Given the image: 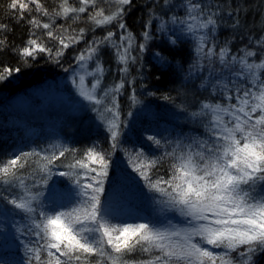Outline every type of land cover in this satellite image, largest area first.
<instances>
[{
    "label": "snow or ice",
    "instance_id": "6c2138e0",
    "mask_svg": "<svg viewBox=\"0 0 264 264\" xmlns=\"http://www.w3.org/2000/svg\"><path fill=\"white\" fill-rule=\"evenodd\" d=\"M77 2L79 7H73L69 6V0H61L58 10L52 13L40 0H11L8 7L15 13L13 19L17 22L25 19V13L33 11L43 17L70 18L75 22L89 7L93 11L88 19L96 27L120 21L119 28L123 31L119 44L114 43L116 34L111 31L92 41L76 57L77 67L71 78L78 94L93 105L101 122H104L105 112L112 116L107 121V131L114 149L121 135L120 125L115 120L120 115L118 97L125 86V79L122 77L111 88H102L105 69L99 57L101 47L111 44L117 62L122 65L120 71L125 76L129 72L128 65L136 63L137 57L132 55L135 37L123 20L125 8L131 5L132 0H114L115 7L111 11L99 6V0ZM164 3L167 4V0ZM186 9L187 19L172 17L171 24L185 25L181 34H191L195 40L197 64L194 67L201 70L205 59L211 65L215 56L225 68L238 66L232 76L242 79L245 86L241 88L234 84L230 88L219 80H208L201 85H207L213 95L219 91L227 103L202 101L200 111L191 113L193 118H208L204 125L207 139L196 140L189 145L178 143L166 153L171 161L168 179L162 176L153 179L151 174L163 157L149 158L142 151L135 153L137 163L134 171L144 186L155 193L152 199L160 205V213L179 214L184 226L173 224L166 215L162 220L113 224L116 217L111 205L101 200L109 176L111 154L98 150L96 145L85 149L80 159L74 155L77 149L63 146L58 155L55 151L51 155L36 150L20 152L0 163V183L20 189V195L8 201L15 209L40 217L32 220L33 234L38 239L37 246L29 248L31 259L28 264H91L92 257L96 258L95 264H258L257 258L264 254V59L250 61L257 55L251 49L229 58L231 49L227 45L216 52L214 44L209 46V34L217 28L215 14L202 19L201 5L191 3V0ZM26 23L29 25V37L23 47L13 49L26 63L40 53L53 57V49L45 45L37 35V29L45 30L44 35L58 43L54 53L56 62L65 50L84 39L83 28L78 33L73 29L69 34V28L60 26L61 34H56L51 20L43 22L31 16ZM149 27L150 24L146 25L142 34L145 42L139 45L140 52L146 50L147 42L152 39ZM9 30L7 24L0 23V33ZM159 31L167 34L165 22H161ZM175 36V29L167 36L172 46L177 43L173 39ZM257 43L264 47L261 41ZM5 47L6 37L0 39V51ZM153 55L158 63H167L162 53ZM89 63L95 66L89 69ZM20 71L19 67L0 66V82ZM189 74H192L191 68ZM89 77L91 87L86 83ZM233 97L235 103H232ZM130 100L134 105L139 103L134 92ZM146 139L157 147L161 146V140L155 136L149 135ZM65 153L73 156L74 163L66 166L68 171L58 173L71 185L69 191L60 193L55 185L50 190L47 185L57 174L52 171V166ZM33 157L37 159L30 160ZM37 164L35 171L43 175L29 188L23 172ZM37 188H43V191H33ZM48 191L53 202L57 196L64 195L69 199L74 196V203L66 208L61 205L64 210L53 208L49 213L43 210L45 192ZM137 252L147 258H127Z\"/></svg>",
    "mask_w": 264,
    "mask_h": 264
},
{
    "label": "trees",
    "instance_id": "16d2710c",
    "mask_svg": "<svg viewBox=\"0 0 264 264\" xmlns=\"http://www.w3.org/2000/svg\"><path fill=\"white\" fill-rule=\"evenodd\" d=\"M40 2L52 13L58 10L61 0ZM10 3L11 0H0V23L7 24L10 29L0 33V39L6 37V47L0 51V66L19 67L21 71L0 82V163L12 159L15 154L32 150L47 155L55 151L58 155L61 146L77 149L74 155L76 159H80L85 149L96 145L98 150L111 154L109 176L101 200L110 203L111 208L119 209V217L115 223L162 220L168 213L161 214L156 210L160 205L152 199L155 193L144 186L142 179L134 171L137 163L135 153L142 151L149 158L163 157L151 174L153 179L157 176L168 179L171 161L166 153L171 152L178 143L189 145L193 141L207 139L204 125L208 118H193L191 113L200 111L202 101L227 103L219 91L213 95L207 85H201L208 80H219L227 83L230 88L234 84L242 88L244 83L238 82L232 76L235 69L224 70V76L218 71L213 72L207 66L198 71L194 67L197 64L194 51L196 42L191 34H181L185 25L177 23L176 36L173 37L177 40L175 46L170 45L167 40L172 30L167 27V34L159 31L161 22L172 17L187 19L186 5L189 0H167V4L164 0H132L131 5L125 8L123 20L135 37L132 52L137 57L136 63L128 65L129 72L126 76L120 71L122 65L117 62L112 45L105 44L101 47L99 59L105 69L102 88H111L122 77L125 79V86L118 97L120 115L115 120L120 125L121 135L114 149L107 131V121L112 116L105 112L104 122H101L97 112L93 110V105L78 94L72 80L69 81L66 77L75 65L72 59L76 58L79 48L84 51L92 41L101 39L109 31L116 34L113 41L119 44L123 31L119 28L120 21L96 27L88 19L93 11L89 7L75 22L70 18L43 17L35 11L31 14L25 13V19L17 22L13 19L15 13L8 7ZM191 3L201 5L204 13L202 19L209 14H215L217 28L209 35L211 42H221L218 47L227 45L232 53L252 50L250 47H255L256 50H253L257 53V48H264L257 43H264V0H191ZM69 6L79 7V3L77 0H69ZM99 6L111 11L115 7L114 0H99ZM31 16H36L43 22L51 20L56 34H61L60 26L69 28V34L73 29L78 33L83 28L84 39L65 50L59 62H56L54 53L58 43L48 39L44 35L45 30L37 29V35L47 47L53 49V57L40 53L35 59L29 58L26 63L13 49L23 47L28 39L30 30L26 21ZM149 24L148 30L152 33V39L147 42L146 50L140 52L139 45L145 42L142 34ZM149 50L162 53L167 63H158L154 53ZM94 66V63H89V69ZM66 67L69 70L65 74ZM86 83L91 87L90 77L86 78ZM133 92L139 101L135 105L130 100ZM60 95L63 97L57 98ZM232 103H235L234 97ZM149 135L161 140V146L157 147L148 141L146 137ZM35 159L37 158H30ZM70 163H74V159L68 153L55 161L52 171L57 174L49 180V190L55 185L60 193L69 191L71 185L67 178L59 176L58 173L68 171L66 166ZM38 166L39 164L28 167L23 172L29 188L34 180L40 181L43 175L35 171ZM33 191H43V188ZM18 195V187L0 183V264H28L31 259L29 248L37 246L38 238L33 234L35 229L32 220H39L40 217L22 213L8 203ZM50 197L51 192H45L43 210L49 213L53 208L64 210L75 200L74 196L69 199L59 195V205L52 208ZM37 208L40 210L39 206ZM152 208L158 213L156 217L150 213ZM175 220L176 225L184 226V220L179 214ZM233 256L235 257V253ZM43 258L42 253L41 259ZM127 258L138 260L146 259L147 256L137 252ZM95 259L91 258V264H95ZM257 259L258 264H264V254Z\"/></svg>",
    "mask_w": 264,
    "mask_h": 264
},
{
    "label": "rangeland",
    "instance_id": "374dc122",
    "mask_svg": "<svg viewBox=\"0 0 264 264\" xmlns=\"http://www.w3.org/2000/svg\"><path fill=\"white\" fill-rule=\"evenodd\" d=\"M165 23H166L167 27H168L170 30H173V29H176V28H177V24H176V25H172V24H171V19L168 20V21H166ZM117 28H118V27H117ZM200 34H201V33H200ZM210 37H211V36H210ZM214 41H215V40H213L212 42L210 41V42H209V46H211L212 44H214V45H215V51L218 52L219 49L221 48V47H218V44L221 43V42L218 41V42H215V43H214ZM82 47H83L84 49L86 48V47H84V46H82ZM250 48H252V50H253V49L256 50L255 47H250ZM262 49H263V50H262ZM254 50H253V51H254ZM82 51H83V49H80V48H79V49L76 51V57H77V56L79 55V53L82 52ZM149 51H151V50H149ZM151 52H152V53H155L154 50H152ZM240 54H241V53H240L239 51L234 52V53H232V51H230V53H229V58H230L232 55H237V56H239ZM132 55H133V52H132ZM260 59H264V48H257V55L254 56V57H251V58H250V61H256V62H259ZM72 60H73L72 63L75 64V65H73V67H72V71H71L70 75H67V77H66V78H68L69 81H70L71 78H72V75H73V71H74V69H76V67H77V65H76V58H75V59H72ZM212 61H214V62H212L211 65H209V61H208L207 59L203 60V61H202V65H203L202 70H204V68L207 66V67H209L211 70H213V72L218 71L219 74H220L221 76H224V72H225L224 70H226V69H235V70H233V71H237V70H238V66H234V67H232V68H225L223 65H221V64L219 63V61L216 59L215 56L212 58ZM68 70H69V67H66L65 70H64V71H65V74L67 73L66 71H68ZM209 72H210V70H209ZM210 74H211V72H210ZM236 80H237L238 82H244L242 79H236ZM242 86L244 87L245 84L243 83ZM243 87H242V88H243ZM61 97H63V95H60V97H57V98H61ZM130 162H131V161H130ZM49 202H50V204H51V206H52V208H53V207H55L56 205H59L60 198L56 197V198H55V201L53 202V201H52V197H50ZM155 207H157V206L155 205ZM112 210H113L114 216L116 217L115 219L112 220V223H113V224H117V223H115V221H116L117 218L119 217V209H118V208H112ZM156 210L159 211V209H157V208H156ZM156 210H155V208H152V210H151V212H150L154 217H156V216L158 215V213H157ZM177 216H178L177 213H172V212H169L168 215H167L168 219H170V220L172 221L173 224H176V223H177L176 220H175Z\"/></svg>",
    "mask_w": 264,
    "mask_h": 264
}]
</instances>
